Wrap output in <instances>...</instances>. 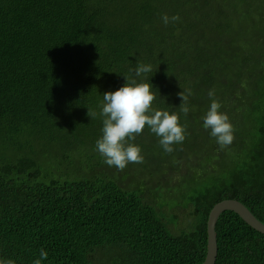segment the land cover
<instances>
[{
    "label": "trees",
    "instance_id": "16d2710c",
    "mask_svg": "<svg viewBox=\"0 0 264 264\" xmlns=\"http://www.w3.org/2000/svg\"><path fill=\"white\" fill-rule=\"evenodd\" d=\"M140 63L185 140L168 153L145 127L143 162L121 171L96 149L99 113ZM210 90L224 148L203 126ZM224 199L264 223V0H0V264H201ZM215 232V264H264L237 213Z\"/></svg>",
    "mask_w": 264,
    "mask_h": 264
},
{
    "label": "clouds",
    "instance_id": "9594fccd",
    "mask_svg": "<svg viewBox=\"0 0 264 264\" xmlns=\"http://www.w3.org/2000/svg\"><path fill=\"white\" fill-rule=\"evenodd\" d=\"M163 22L167 25L169 17L165 14ZM179 20V16L171 17V21ZM152 71L151 65L138 64L134 69L133 78H125L123 86L115 91L103 94L100 116L103 117L102 136L96 141V149L104 157L108 166L123 170L129 163H142L139 145L133 143L136 137L143 133L145 127L159 138V143L165 152L174 151V144L185 140V126L181 125L179 114L175 111L158 110L153 108L156 99L152 91L153 85L144 82V74ZM181 98L180 112L187 116L189 112L188 99L191 90L178 93ZM212 98L210 108L203 117L204 128L210 129V135L216 138L221 148L229 146L234 140V129L227 114L220 111L221 104L214 99V90L208 93ZM96 112L88 109V116L94 118ZM48 253L41 249L40 257L47 259ZM11 264V262H9ZM34 264H41L37 259Z\"/></svg>",
    "mask_w": 264,
    "mask_h": 264
},
{
    "label": "water",
    "instance_id": "95a60500",
    "mask_svg": "<svg viewBox=\"0 0 264 264\" xmlns=\"http://www.w3.org/2000/svg\"><path fill=\"white\" fill-rule=\"evenodd\" d=\"M225 211L237 213L248 225L256 231L264 234V223L239 200L224 199L216 203L209 212L207 220V250L204 261L201 264H215L217 257V239L215 226L220 215Z\"/></svg>",
    "mask_w": 264,
    "mask_h": 264
},
{
    "label": "rangeland",
    "instance_id": "374dc122",
    "mask_svg": "<svg viewBox=\"0 0 264 264\" xmlns=\"http://www.w3.org/2000/svg\"><path fill=\"white\" fill-rule=\"evenodd\" d=\"M176 178H177V176H174V177H173V179H176ZM171 185H174V184L171 183Z\"/></svg>",
    "mask_w": 264,
    "mask_h": 264
}]
</instances>
